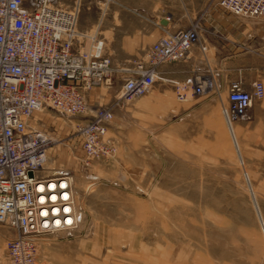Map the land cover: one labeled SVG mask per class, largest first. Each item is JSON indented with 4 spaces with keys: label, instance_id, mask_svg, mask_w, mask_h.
Here are the masks:
<instances>
[{
    "label": "rangeland",
    "instance_id": "374dc122",
    "mask_svg": "<svg viewBox=\"0 0 264 264\" xmlns=\"http://www.w3.org/2000/svg\"><path fill=\"white\" fill-rule=\"evenodd\" d=\"M80 1L79 29L105 38L106 52L119 64L111 84L92 90L94 106H112L128 75L123 69L168 33L146 38L149 20L158 16L171 18L173 32L195 24L204 34L214 31L213 40H226L212 26L221 25L220 8L241 33L232 39L240 50L223 55L213 91L178 93L175 86L161 103L150 95L121 103L135 113L122 112L109 123L117 152L89 167L75 137L76 124L88 115L52 108L33 115L29 125L56 139L44 167L73 175L80 216L77 229L39 238L37 264H264V97L253 101L248 119L232 123L234 136L222 112L226 80L264 83V37L258 34L264 17L234 15L221 0ZM134 33L142 43L130 42ZM204 74L208 81L212 67ZM13 235L0 223V264H7L6 240Z\"/></svg>",
    "mask_w": 264,
    "mask_h": 264
},
{
    "label": "built area",
    "instance_id": "2783aa9c",
    "mask_svg": "<svg viewBox=\"0 0 264 264\" xmlns=\"http://www.w3.org/2000/svg\"><path fill=\"white\" fill-rule=\"evenodd\" d=\"M72 1L65 7L50 0L36 6L28 0H0V223L14 233L6 240L7 264H37L39 238L73 231L80 221L73 175L44 173L56 139L29 125L33 115L46 108L68 116L88 115L76 124L75 137L89 167L92 160L117 152L108 134L114 107L148 93L163 79L161 65L187 59L196 46L204 54L207 49L198 25L168 32L123 69L128 75L114 106H93L89 94L111 84L115 69L106 39L79 29L82 5ZM220 6L237 16L264 17V0H221ZM207 76L196 73L177 85V92L190 89L201 95L213 89V75L209 81ZM263 97L261 80H253L250 87L242 77L231 80L222 108L226 122L231 126L248 119L253 101Z\"/></svg>",
    "mask_w": 264,
    "mask_h": 264
},
{
    "label": "crops",
    "instance_id": "0c3cea01",
    "mask_svg": "<svg viewBox=\"0 0 264 264\" xmlns=\"http://www.w3.org/2000/svg\"><path fill=\"white\" fill-rule=\"evenodd\" d=\"M218 11L219 12L222 11L221 13L223 14V15H220L221 25L220 24H214L215 26L214 25H212V26L215 27L216 31L223 32L226 40H224L222 38H219L218 40H213L212 35H215L214 31H212V33H210L211 34L210 35L209 33L204 34L203 30L202 31L200 30L199 34H200L201 41L207 48L206 53L204 54L202 52L201 48L199 46H196L192 49L190 56L187 59H185L183 61L170 62V63H165V64L161 65L159 67V71H160V74H161L163 79L160 81H162L164 84L155 83L153 85V87L150 89V91L148 93H146L144 96L150 95L147 98H150V99L155 98V99H157V101H155V102L161 103L162 102L161 98H163V96L166 93L175 91V86L184 84L185 82L188 81V79H190L196 73L206 72V69L211 68V67L213 69V74H214L213 75V81H217V80H219V78H222L223 72L218 70V69H215V68H219L220 66H223L224 61H225V59H223V55L228 53V51L230 49L232 50L235 47L237 49V51L240 50V49H238V47L236 45V40L233 41L232 39H233V37H234V39H236V37L240 38L241 33L239 30H237L236 28H234L232 26L231 21L228 19V17L226 15H224L222 9L220 10V8H219ZM191 16L192 17L189 16L188 23H190V21H192V19L194 17L193 15H191ZM163 19H165L164 16H158L157 21L149 20L150 25H148V27H149V32H150L149 34L150 35H148L146 38H150L152 35L156 36V35H162L166 32H173L174 27H173L172 22H168L167 25L161 24V21ZM232 29H234V31H232ZM258 34H260L262 37H264V31H260ZM131 37L133 39H130V42L135 43V44L142 43V39H140L141 37H143L142 35H138V34L136 35L134 33L133 35H129L127 38H131ZM124 40H125V37L123 36L122 41H121L122 44L124 43ZM135 47H137V46H135ZM242 53H244V52H242ZM257 54L259 55V53H257ZM112 60H113V67L118 68L119 64L117 63V59L112 58ZM223 82H225V81H223ZM222 89L225 93L228 91V80H226ZM213 90H214V88L211 89L210 91H213ZM89 100H90V103L92 102L91 100H94V101L97 100V99H94L92 97V91L89 94ZM115 102H116V97L111 102L112 103L111 105L114 106ZM127 105H129V104H125L124 106H122L120 104L116 105L113 109L114 110V116L118 117L119 114L122 112L123 113L125 112L129 116L131 114L135 113V111H133V109H131V108H128ZM57 172H69V171L64 170V169H60V170L58 169V171L53 172L51 170L50 171L47 170L44 167V173H46V174H52V173H57Z\"/></svg>",
    "mask_w": 264,
    "mask_h": 264
},
{
    "label": "bare ground",
    "instance_id": "6f19581e",
    "mask_svg": "<svg viewBox=\"0 0 264 264\" xmlns=\"http://www.w3.org/2000/svg\"><path fill=\"white\" fill-rule=\"evenodd\" d=\"M151 47V46H150ZM209 81V80H208ZM228 92V91H227ZM228 95V94H227ZM144 96V95H143ZM229 129H230V132H231V135L232 136H234V129H233V127H232V125L231 126H229ZM58 141V140H57Z\"/></svg>",
    "mask_w": 264,
    "mask_h": 264
},
{
    "label": "water",
    "instance_id": "95a60500",
    "mask_svg": "<svg viewBox=\"0 0 264 264\" xmlns=\"http://www.w3.org/2000/svg\"><path fill=\"white\" fill-rule=\"evenodd\" d=\"M161 24L167 25V24H168L167 19H163V20L161 21Z\"/></svg>",
    "mask_w": 264,
    "mask_h": 264
}]
</instances>
